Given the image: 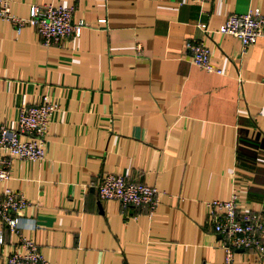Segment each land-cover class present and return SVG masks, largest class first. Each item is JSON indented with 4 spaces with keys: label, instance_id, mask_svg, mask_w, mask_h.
Returning a JSON list of instances; mask_svg holds the SVG:
<instances>
[{
    "label": "crops",
    "instance_id": "1",
    "mask_svg": "<svg viewBox=\"0 0 264 264\" xmlns=\"http://www.w3.org/2000/svg\"><path fill=\"white\" fill-rule=\"evenodd\" d=\"M57 1L74 7V23H86L62 45L44 46L33 27L17 32L0 18V121L47 92L62 110L45 136V158L13 160L0 182V193L7 185L31 202L24 216L34 227L25 234L53 264H225L206 202L235 189L239 206L264 219V32L243 48L216 31L251 7L264 17V0L9 6L26 18L31 5ZM187 40L204 41L221 73L191 63ZM105 173L153 184L154 212L100 199L95 186ZM0 229L4 257L18 238ZM231 264H264V257L235 249Z\"/></svg>",
    "mask_w": 264,
    "mask_h": 264
},
{
    "label": "built area",
    "instance_id": "2",
    "mask_svg": "<svg viewBox=\"0 0 264 264\" xmlns=\"http://www.w3.org/2000/svg\"><path fill=\"white\" fill-rule=\"evenodd\" d=\"M73 12L74 7L67 1H57L31 5L28 17L21 18L11 13L9 0H0V18L12 22L17 32L24 26L33 27L44 46L62 45L69 37L80 36L86 23H74ZM197 26L209 36L210 30L205 23H198ZM216 32L239 39L245 48L254 45L263 34L264 17L259 7H251L245 13L228 15ZM185 48L191 63L207 72L221 73L211 63L212 51L204 41L187 40ZM61 112L58 100L47 92L42 95L41 103H24L15 119L0 121V182L9 180L13 160L36 162L45 158V136L54 117L60 116ZM95 187L100 199L116 200L123 208L146 206L151 215L158 205V188L147 182L129 181L121 174L105 173ZM30 204L22 192L7 185L3 187L0 193V223L16 234L18 243L8 255L0 257V264H53L43 257L39 247L25 234V228L34 227V220L24 216ZM205 206L214 232L224 238L225 264L232 263L235 249L253 250L258 257H264L262 214L242 209L235 189L228 199H213Z\"/></svg>",
    "mask_w": 264,
    "mask_h": 264
}]
</instances>
